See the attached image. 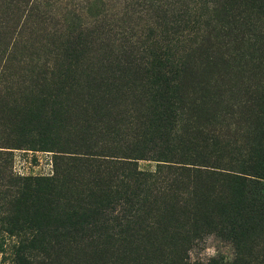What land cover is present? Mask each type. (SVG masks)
Masks as SVG:
<instances>
[{"label":"rangeland","instance_id":"374dc122","mask_svg":"<svg viewBox=\"0 0 264 264\" xmlns=\"http://www.w3.org/2000/svg\"><path fill=\"white\" fill-rule=\"evenodd\" d=\"M182 2L199 16L180 52L202 38L204 22L216 14L212 4ZM108 5L112 14L123 7ZM87 6L0 0V264H264V179L250 175L264 156L263 51L220 64V71H191V81L212 87L211 110L194 116L183 108V123L194 127L178 125L168 159L149 152L158 137L136 90L94 115L71 108L47 144L18 130L20 110H38L56 94L59 67L82 79L110 77L108 64L125 58L121 49L141 62L152 43L169 44L157 12L134 13L124 35L114 26H122L121 15L93 18ZM74 10L88 40L69 56L77 49L69 48ZM135 147L145 148L143 158L126 157Z\"/></svg>","mask_w":264,"mask_h":264},{"label":"trees","instance_id":"16d2710c","mask_svg":"<svg viewBox=\"0 0 264 264\" xmlns=\"http://www.w3.org/2000/svg\"><path fill=\"white\" fill-rule=\"evenodd\" d=\"M86 1L88 15L90 14L93 18L104 17L105 19L109 15L108 19L111 20L121 15L122 18H119L122 20V26L117 24L114 26L124 35L127 31L124 28L130 27L127 23L125 24V21L129 20L134 13L144 10L145 13H148V10L157 12L161 15L160 25L164 27V33H171V36H165L169 44L159 46L157 43L154 48L155 45L152 43L148 48L150 54L142 58L141 62L139 57L138 59L128 57L127 51L121 49L120 52L125 58L118 60L115 57L113 59L115 61H109L108 64L111 79L97 73L87 79H82L75 71L71 72L69 67H59L56 72L57 81H53L57 84L56 94L49 96L46 103L38 110H34L32 106L29 110L19 111L18 130L26 134L35 133L45 144L60 135L64 128L61 121L71 117V108L73 113L79 111L86 116L94 115L106 103L112 106L114 100L136 90L138 96L149 104L148 109L152 110V119L149 120L153 125L151 132L158 137L157 144L151 146L149 152H156L160 155L158 157L168 159L179 142L177 132L179 131L178 125L184 121L183 108L186 106L194 116H199L203 108L211 110L212 87L206 80L201 81L202 78L191 81L188 78L191 71L197 75L199 71L206 72L212 69L211 72L220 71L222 64L230 63V66H233L235 64L233 62L241 61L244 55L255 58L256 53L264 52L262 41L264 30L261 27L264 23V0H200L201 4L203 2L206 7L212 4L216 14L204 22L206 29L202 38L197 41L192 40L188 50L183 49L182 52L178 49V43L184 41L185 31L198 25L196 17L199 16L194 12L196 10L193 6L185 5L182 0H115L123 7L113 14L110 12V5L107 6L109 0ZM198 1L195 0V2ZM200 9L203 8L200 7ZM83 20V16L77 10L72 11L69 16V32L73 39L72 42L68 40L69 48L77 47L69 56H75V52L78 49L81 50V44L88 40L87 36H83ZM108 25H111L110 21ZM102 40L105 44V40L109 41V39ZM224 50L229 52L226 53L229 59H222ZM185 51L187 53L182 54ZM218 59L220 62L217 61ZM120 78H126L127 81L122 83L119 81ZM189 93L193 96L190 101L188 100ZM75 98L78 101H82L83 98L87 106L79 105L74 101ZM207 120H209V115L203 121ZM183 127L184 132H187L194 126L188 127V124H184ZM199 133L201 134L195 130L194 135L197 136ZM21 139L25 144L30 141L24 137ZM258 143L264 151V140L261 139ZM126 150L131 155L126 157L136 159L144 157L142 151L145 148L135 147ZM260 155L261 158L252 164L250 175L264 179V156L261 153ZM255 183L261 184L259 181ZM261 185L264 186V184Z\"/></svg>","mask_w":264,"mask_h":264}]
</instances>
